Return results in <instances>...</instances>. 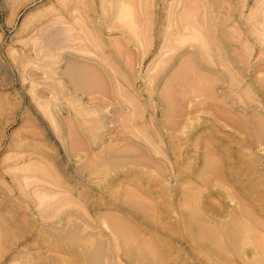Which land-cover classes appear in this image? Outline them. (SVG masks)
Listing matches in <instances>:
<instances>
[{
	"label": "rangeland",
	"instance_id": "1",
	"mask_svg": "<svg viewBox=\"0 0 264 264\" xmlns=\"http://www.w3.org/2000/svg\"><path fill=\"white\" fill-rule=\"evenodd\" d=\"M0 264H264V0H0Z\"/></svg>",
	"mask_w": 264,
	"mask_h": 264
},
{
	"label": "bare ground",
	"instance_id": "2",
	"mask_svg": "<svg viewBox=\"0 0 264 264\" xmlns=\"http://www.w3.org/2000/svg\"><path fill=\"white\" fill-rule=\"evenodd\" d=\"M79 55H77V57H78ZM76 57V56H75ZM80 57H82V56H79L78 58H75V59H80V61H81V58ZM55 63V62H54ZM81 62H79V64H80ZM92 64V63H91ZM102 64V63H101ZM81 66H83V65H81ZM103 66H104V64H103ZM108 72V71H107ZM83 74V73H82ZM67 76H70V80H72L71 81V83L73 84V83H75V82H77V80H76V78H75V76L73 75V72L72 71H69L68 70V73H67ZM79 77V76H78ZM85 78H86V76H85ZM81 80V79H80ZM79 82V81H78ZM90 83H92V82H90ZM89 84V83H88ZM82 85V84H81ZM91 85V84H90ZM76 88V87H75ZM85 88V87H84ZM87 88V87H86ZM124 243V242H123ZM143 246V245H142ZM136 253V252H135ZM141 253V252H140ZM137 254V253H136ZM135 254V255H136ZM142 254V256H144V254L143 253H141ZM151 253H149V255H150ZM139 255V254H138ZM155 256V255H154ZM145 257V256H144ZM156 257V256H155ZM138 258V257H137ZM143 258V257H142ZM139 259V258H138ZM138 259H136L137 261H138ZM156 260V259H155Z\"/></svg>",
	"mask_w": 264,
	"mask_h": 264
}]
</instances>
